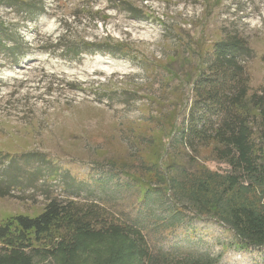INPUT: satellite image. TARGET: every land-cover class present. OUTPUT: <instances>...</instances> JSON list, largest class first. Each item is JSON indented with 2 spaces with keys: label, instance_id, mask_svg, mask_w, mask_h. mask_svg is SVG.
<instances>
[{
  "label": "rangeland",
  "instance_id": "obj_1",
  "mask_svg": "<svg viewBox=\"0 0 264 264\" xmlns=\"http://www.w3.org/2000/svg\"><path fill=\"white\" fill-rule=\"evenodd\" d=\"M27 1L35 13L0 0V24L11 31L0 44V175L9 157L35 152L59 177L48 181L46 168L31 166L42 179L0 197V225L39 215L50 199H73L136 226L157 261L261 264L264 250H240L226 227L186 204L177 213L169 193L141 195L160 186L153 171L169 172L168 142L187 117L200 57L216 42L243 38L252 51L248 94L264 89V0H120L141 20L108 0ZM209 154L200 151L201 165L226 169ZM77 242V259L40 253L34 264H139L123 258L124 239Z\"/></svg>",
  "mask_w": 264,
  "mask_h": 264
},
{
  "label": "trees",
  "instance_id": "obj_2",
  "mask_svg": "<svg viewBox=\"0 0 264 264\" xmlns=\"http://www.w3.org/2000/svg\"><path fill=\"white\" fill-rule=\"evenodd\" d=\"M3 1L17 13H35L27 0ZM108 1L118 2L116 8L135 20L143 18L142 11L129 2ZM38 9L36 13L43 12L42 6ZM10 34L9 27L0 24V44L3 40L11 41ZM93 45L89 46L94 48ZM251 57L246 41L236 34L216 42L211 53L200 57L201 68L192 84L187 117L168 142L171 152L166 155L172 159L166 168L169 172L164 174L160 168L153 171L160 186L149 187L141 195L146 199L150 194L169 193L177 213L186 204L196 218L210 219L226 227L234 245L243 251L264 250V89L248 94L244 63ZM206 149L225 170L213 171L199 163L200 151ZM183 155L189 159L187 163L183 162ZM33 165L47 169L46 180L58 179V169L42 154L9 157L0 175V197L33 188L42 179L31 170ZM83 190L84 184L79 182L76 193ZM79 238L92 242L124 239L123 258L139 264L218 261H157L136 226L121 222L98 206L53 198L39 215L16 216L0 225V264H34V257L40 253L75 260L79 256Z\"/></svg>",
  "mask_w": 264,
  "mask_h": 264
},
{
  "label": "bare ground",
  "instance_id": "obj_3",
  "mask_svg": "<svg viewBox=\"0 0 264 264\" xmlns=\"http://www.w3.org/2000/svg\"><path fill=\"white\" fill-rule=\"evenodd\" d=\"M111 65H112V64H111ZM120 65H121V64H120ZM108 66H109V65H108ZM118 66H119V65H118ZM109 67L111 68V66H109ZM113 67H114V69H115L117 66L113 65ZM101 70L104 71V72L106 73V72H109L110 69H109V68L107 69L106 67H101ZM118 70H119V69H118ZM118 70H117V71H118Z\"/></svg>",
  "mask_w": 264,
  "mask_h": 264
}]
</instances>
